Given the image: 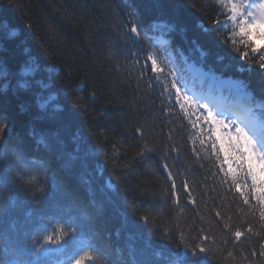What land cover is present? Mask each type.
Here are the masks:
<instances>
[{
    "label": "trees",
    "instance_id": "1",
    "mask_svg": "<svg viewBox=\"0 0 264 264\" xmlns=\"http://www.w3.org/2000/svg\"><path fill=\"white\" fill-rule=\"evenodd\" d=\"M221 12L216 0H0V264H35L59 227L76 243L69 264L84 252L98 264H264L250 255L264 243L258 212L211 149L193 144L171 88L169 53L195 85L184 59L228 82L224 95L243 86L264 101V69L222 42L227 31L213 25ZM149 54L162 72L151 71ZM30 125L57 128L59 139L31 136ZM4 211L15 214L11 224ZM29 222L47 234L34 246Z\"/></svg>",
    "mask_w": 264,
    "mask_h": 264
},
{
    "label": "snow or ice",
    "instance_id": "2",
    "mask_svg": "<svg viewBox=\"0 0 264 264\" xmlns=\"http://www.w3.org/2000/svg\"><path fill=\"white\" fill-rule=\"evenodd\" d=\"M216 4L223 9L221 15L226 17L223 22L220 19L213 21V25L222 26V29H225L228 33L225 39H221L222 42L231 47L241 59L249 60L264 69V0H216ZM192 6L194 7V5ZM122 27L126 28L128 32L139 36L138 28L134 23L125 22ZM218 35L221 36L224 33L218 32ZM257 41L261 43L257 44ZM146 59L151 61L152 72L163 71L153 55H147ZM165 88H167V85H165ZM171 88L176 89L177 102L184 101V103H180V108L184 111L185 116L189 118L194 131L193 144L199 141L202 148L207 145L211 149V155L215 157L219 172L223 174L226 181H231L232 187L240 193L244 205L249 207L251 213L258 212L259 222L264 226V151L258 148L256 141L245 128L236 124L235 121L217 118L206 104L192 105L193 109L202 108L207 113L206 115H197L196 119L192 120L191 110L186 108L189 97L180 95V89L177 88L175 78L171 83ZM49 99H54V97ZM41 106L43 107V105ZM255 107L259 108L261 105L257 104ZM241 108L246 115H250L253 110L251 106L246 105H241ZM234 124L235 127H233ZM4 127V125H0V130H3ZM171 187L175 189L174 181ZM183 188L191 196L190 186L186 182L183 184ZM246 189L247 191H245ZM173 195L179 198L178 193L173 192ZM216 216L220 217L221 213L216 212ZM141 217L148 222L147 215ZM224 219L230 218L225 217ZM231 227L229 223L223 224L225 230H230ZM254 231L255 226L248 224L246 232L251 234ZM246 232L237 227L231 235L236 241H241ZM67 235L68 233L62 227H59L55 239L53 236H48L45 243L54 240V243L59 245ZM256 235H260V233H256ZM181 239H183L182 233ZM203 239L207 241L209 237L205 235ZM190 247L199 249L201 252L208 251L204 244H194ZM250 255L264 257V243L260 244L259 252L252 250ZM228 256L232 257L233 253L228 252ZM93 259L94 256L91 252H84L72 261V264H87L88 261Z\"/></svg>",
    "mask_w": 264,
    "mask_h": 264
},
{
    "label": "bare ground",
    "instance_id": "3",
    "mask_svg": "<svg viewBox=\"0 0 264 264\" xmlns=\"http://www.w3.org/2000/svg\"><path fill=\"white\" fill-rule=\"evenodd\" d=\"M146 76L148 78H150V79L153 78L151 76V74H146ZM16 81H17V84H20L21 83L20 80H16ZM4 83L5 82L0 83V85L2 86V85H4ZM40 116H41L40 113L36 109H35V111L32 110L31 115H30L31 119L34 120V121H37L38 120L37 117H40ZM29 127L32 129V130H30L31 136H35L36 138H39V137L43 136V139L46 140V142L47 141L51 142L53 139H55L57 141L58 136H57V134H55V132H57V131H55V130H57V128L52 129V130H48L47 129V131L46 130L45 131L44 130L41 131V130H36V128L33 125H30ZM100 198H102V197L99 195L97 199L100 200ZM52 205H53V202L51 203V206ZM14 215L15 214H13L11 211H4L3 218L6 220V222L8 221V223L11 224V222H12V220L14 218ZM21 220L24 221V219H21ZM22 221H21V224H22ZM31 226H32V223L29 222L27 224L26 223H23V226L22 227H23L24 233H26L27 236H31V235L32 236H35L34 240L32 239V242H31V244L34 246L41 238H43V236H47V234H45V233L43 234L38 229L32 230L31 229ZM115 230H116V228H115ZM115 232H116L115 233V236L117 237V235L119 233H121L122 230L121 229H117ZM62 252L63 253H66V256L67 257L68 256L73 257V254L71 253V250L70 249L65 250V251H62ZM129 257L131 258L132 256H129ZM92 262H93L92 264H98L99 263V262L96 261V258H94L92 260Z\"/></svg>",
    "mask_w": 264,
    "mask_h": 264
},
{
    "label": "rangeland",
    "instance_id": "4",
    "mask_svg": "<svg viewBox=\"0 0 264 264\" xmlns=\"http://www.w3.org/2000/svg\"><path fill=\"white\" fill-rule=\"evenodd\" d=\"M194 74L195 75H199L200 77H204V74L203 73H200L199 71H197V70H194ZM184 90L185 91H188L189 93H191V89L189 88V87H185L184 88ZM194 92V91H193ZM219 96L217 95H209V96H207V94H206V103L209 105V103H210V100L211 99H213V101H214V105H215V103L218 101V98ZM209 107V106H208Z\"/></svg>",
    "mask_w": 264,
    "mask_h": 264
},
{
    "label": "water",
    "instance_id": "5",
    "mask_svg": "<svg viewBox=\"0 0 264 264\" xmlns=\"http://www.w3.org/2000/svg\"><path fill=\"white\" fill-rule=\"evenodd\" d=\"M134 37L137 39L138 37H137V35H134ZM61 245L60 246H58V247H55V248H52L51 246H49V250H54V251H59L60 249H61Z\"/></svg>",
    "mask_w": 264,
    "mask_h": 264
}]
</instances>
